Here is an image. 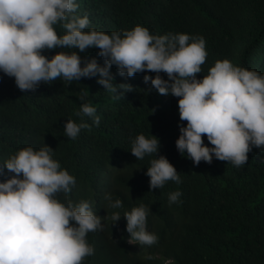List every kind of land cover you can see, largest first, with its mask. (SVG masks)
<instances>
[{"label":"trees","instance_id":"trees-1","mask_svg":"<svg viewBox=\"0 0 264 264\" xmlns=\"http://www.w3.org/2000/svg\"><path fill=\"white\" fill-rule=\"evenodd\" d=\"M78 4L77 12L87 13L89 27L106 33L139 24L150 34L203 36L207 56L198 79L223 59L264 74V0H78ZM58 51L45 54L50 57ZM98 51L79 54L102 65ZM110 72L114 83L131 84L132 91L114 99L95 77L71 82L58 77L35 91H21L14 78L0 73V162L29 145L40 148L45 143L55 150L54 158L75 177V187L84 189L76 200H89L104 225L103 230L86 234L94 251L82 264H264V149L253 148L241 166L215 158L194 165L175 147L178 125L187 123L179 119V98L148 91L145 73L120 77L115 66ZM84 102L95 107L99 125L83 117L90 126L75 139L68 138L64 123L79 122L76 113ZM139 133L159 138L157 155L174 165L179 183L167 181L150 191L145 172L155 154L136 160L130 152L131 138ZM174 191L180 192L178 202L169 204L168 194ZM105 194L119 198L122 207H107ZM141 203L150 207L147 230L158 237L152 245L129 243L126 232L124 210ZM113 211L121 214L114 225Z\"/></svg>","mask_w":264,"mask_h":264},{"label":"clouds","instance_id":"clouds-1","mask_svg":"<svg viewBox=\"0 0 264 264\" xmlns=\"http://www.w3.org/2000/svg\"><path fill=\"white\" fill-rule=\"evenodd\" d=\"M78 7V0H0V73L14 78L21 91H35L58 77L66 82L95 77L114 99L133 87L114 83L112 66L120 77L145 73L148 91L179 98V119L187 123L178 125L175 147L194 165L215 158L241 166L253 148L264 149V74L223 59L198 79L207 56L203 36L150 34L139 24L106 33L89 27L87 13L80 15ZM57 29L63 31L58 34ZM53 49L60 51L50 57L45 54ZM87 49H98L103 64L79 54ZM76 115L79 122L64 123L68 138L75 139L90 126L83 117L99 125L90 102L81 103ZM159 149V138L151 133L131 138L130 152L136 160L155 154L145 172L150 191L167 181L180 182L174 165L157 155ZM54 156L55 150L44 143L40 148H20L0 162L4 177L0 179V264H82L93 254L86 234L103 230L102 218L89 200H76L84 189L75 187V177ZM179 196V191L169 193V204L178 202ZM105 200L109 208L122 207L111 194H105ZM149 213L150 207L142 203L124 210L129 243L157 241V235L147 230ZM120 219V212L113 211L112 225Z\"/></svg>","mask_w":264,"mask_h":264},{"label":"bare ground","instance_id":"bare-ground-1","mask_svg":"<svg viewBox=\"0 0 264 264\" xmlns=\"http://www.w3.org/2000/svg\"><path fill=\"white\" fill-rule=\"evenodd\" d=\"M149 99H150V98H149ZM107 109H108V108H107ZM111 119H112V118H111ZM106 122H107V121H106ZM107 129H108V128H107ZM108 130H109V129H108ZM6 148H7V147H6ZM99 213H100V212H96V214L100 216L101 214H99Z\"/></svg>","mask_w":264,"mask_h":264}]
</instances>
